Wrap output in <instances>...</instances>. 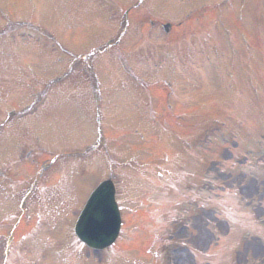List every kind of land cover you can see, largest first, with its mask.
I'll return each instance as SVG.
<instances>
[{
  "label": "rangeland",
  "instance_id": "374dc122",
  "mask_svg": "<svg viewBox=\"0 0 264 264\" xmlns=\"http://www.w3.org/2000/svg\"><path fill=\"white\" fill-rule=\"evenodd\" d=\"M121 1L130 2L131 0ZM135 2L136 1L132 3ZM220 2H222V0H156V3L151 12L163 20H172L174 22H177L181 18H184L187 12L190 10H198L206 4H218ZM254 2H258L259 7L262 4L261 1L253 0V3ZM57 3H61L57 5V10L60 12L61 16H58L59 20L56 19L55 23L52 22L53 20L48 23L47 17L49 16L48 14L51 13V7L52 5L55 6ZM233 3L235 8L234 13L238 14V12L240 11V6L242 8L244 2L242 0H233ZM251 7L252 4L250 2V12L248 11L249 14L247 15L248 23H246L245 26L252 34L257 33L259 35V37L256 39H258L260 45L264 47V30L259 31L258 28H256L257 20L262 19V22L264 24V15H253L255 13V9L258 8L253 7L251 9ZM91 8V10L89 9L85 13H83L84 10H82L83 14H81L80 16H76V23L84 26L88 25V31L90 33L88 34V41L91 40V37L96 38L102 33V30L99 28V26L109 28L107 17H110L111 14L114 13V10H112L111 6L101 4L100 7H98V10L103 11L102 14L104 15V17L96 18V12L92 15V10L94 8H97V6H91ZM231 9L227 11L226 7L223 8L222 12L225 15L221 16L219 14L217 16V21L211 22L213 30H215V26L217 27V25L219 26V28L223 29H225V25H230ZM73 10L74 7L71 0H44L40 5V8L37 7V9L33 6V2L31 0V4L28 6V8L26 5H22V7L18 8L16 12H20L19 14H21L23 18L30 19L29 17L36 16V19L38 18V20H43L39 21L41 22L39 25L45 30L43 31L49 34L51 37H56L57 39H59V32L61 31V28H65V26L67 25L71 27L70 25L72 24V21H74ZM140 14L141 12H138L135 15L139 16ZM223 23H225V25H223ZM119 27L120 32L122 33V25H119ZM96 31H99L101 33L98 35ZM181 34L182 31H180V36ZM84 35L80 34L79 39L82 40V36ZM118 35L119 34H114L113 36H111V33L108 32L103 39V45L98 47L93 46L90 48L74 47L72 46V44L67 43V41H64L63 39L61 41H63V44L67 48H69L67 50L73 52L74 54H78L82 57L87 54L93 53L91 57L95 58L97 55H99V52L101 53L102 47L106 44V42L108 40H110V42L117 40V38L119 37ZM232 36L235 41L231 45L232 50L233 48H240L241 50H243L245 42L242 43V41H244V39L238 34ZM63 37L64 34L62 35V38ZM112 38L115 39L111 40ZM223 39L228 40L226 34ZM20 40L25 43L24 39ZM46 40L47 42H52V38H47ZM137 40L138 43H135L137 42ZM82 41H85V39ZM134 44H136L137 46ZM31 45L32 44H29L28 46ZM166 45L167 37L161 31L156 30L148 34L144 33L143 35L142 31L139 28L137 29V31L133 32V35L129 39L126 40V43H124V41L122 42V45L118 47V50L124 53H129L130 57L137 55L140 51L146 54H153L156 51L157 53H163L164 55H171V66L168 67L166 64L162 65L159 70L155 71L154 76H160L161 74L169 76L173 75L172 79L169 77L168 80L172 83L173 81L178 82L180 86L177 87L175 84L173 85V93H175L174 97L181 96V94L187 96L188 92L190 91V97L187 98L189 102L192 103L196 100H199V98H195L200 95L199 92L204 90V84L203 80L197 78L198 73L196 70L205 72V77H207L209 71L205 68V63L197 61L198 56H202L203 54H190L188 56V64L190 62H192L193 65L196 63L199 64L196 69L193 68L195 70V78H190V76L192 75L190 74L191 72L188 65L184 62L185 58L180 50L181 48ZM47 47L48 44L45 45V48ZM95 47H97L96 50L94 49ZM212 49V51L215 52L217 48ZM48 50H50L49 55L59 56L57 49L51 48ZM61 53V55H63L61 57L65 58L62 66H66L64 70L65 72H67L70 68L71 59L69 55L64 54L63 52ZM114 53L117 55V51L115 50L109 52L107 54L109 55V57H104L105 59H103L101 66H97V64L95 65V69L99 74L107 70L106 68H104L105 66L111 65V63L113 62ZM106 57L108 58V60L106 59ZM52 58L56 60L58 57ZM28 62H30L29 54L19 53L17 54V59L15 60L14 65H10L6 71L11 72L10 76L12 77V81L14 83H19L24 88L28 83H26L25 79H21V75L17 76L18 74H16L15 76V74H12V72H18L21 74V71L26 70V68L28 67L26 66ZM223 68L228 75L232 72H238L235 75V79H231L229 77L227 80H222V84L220 83V85L225 86L229 93H238L236 89L237 81L239 82V86L242 90L248 89L249 83H247L245 80V71L240 68L237 56L232 55L229 58H225L221 54V50L219 49L217 53V71L222 72ZM145 75L146 77L144 78L150 82L149 72L146 71ZM217 80H219V77H217ZM77 84L81 85L83 89L85 88V90L82 91L83 94L88 93L87 88L84 87L80 82ZM65 86H69L71 88L73 87L71 85H68V83L65 84ZM182 88L187 91L183 92ZM251 93V91H247L248 96H251ZM109 97L111 96L105 95V98ZM82 98L83 95L81 98H76V100L78 102H81ZM174 100L175 98H173V101ZM143 102V99L132 98L130 101L125 102L123 105L121 104V108H119V111L117 113L116 111L111 112L107 110L106 108L109 107H105V105L107 104L103 103L101 105V107H103L101 109V115L103 119H105L110 129H121V131L124 132H131L135 129L138 130L139 135H132L133 132H131L132 136L126 137L129 138L128 140L121 139L119 141L114 140V142L110 140L113 139V137L109 136L110 139H107V142L103 143V141H105L103 140L101 143H98L93 128L91 127L95 123V113L92 108L93 106H95V104L89 97H85V99L82 101V104L86 106L87 123H83L85 127H83L81 131V136L84 137V141L82 140L83 145H78V151H83L85 148H91L92 150L88 152V155L86 157L76 159V162L67 161L64 164V166L67 167V171H65V173H63L61 177H59L58 174L55 179L54 176H52L53 173L50 172L45 177L47 185H51L54 183L56 184L59 181L56 184V187L51 186L45 191L44 198L45 209H47L50 213L46 215L47 226L52 227L57 223L56 230L54 232L50 231L48 234L49 237L51 236V243L56 244L58 242L57 232L66 231L68 222L70 219H72V216L70 214L71 210L69 208L70 201H68L65 197L66 192L62 195L58 193L59 189H67V191H69L68 188L70 187V185L73 184V182H76L75 178L77 176V173H92L90 177L88 175L85 176H88V179L90 180L94 178L93 181H95L96 179V182H99L103 178V176L108 173V169L111 168H114L113 172L115 171V173L119 175H121L122 173L125 174V178L121 177V179L126 191L123 193L121 198H124V205L128 206L129 208L125 213L127 224L124 229L123 239H126V236L127 238H133V235L138 233H135L137 227H141L144 230L148 231L150 227L155 223V219L151 215H148L146 211H143L146 213V215H139V218H137V216L131 215L130 210H134L135 208H137V206L141 204V199H145L146 201H148V203L164 205L167 202V199L175 196V194L169 193V190H171L169 188L170 186H175V184H177L178 189L184 190V188L181 187L178 182L180 176L177 175V172L186 173L187 177L183 173L181 174L182 176L184 175V178L187 181H189L186 184L185 190L188 192H194V196L202 198L201 202L205 201L203 196V194L205 195V193L209 197L213 196L211 198V202L215 203L218 198L215 196L217 190H221L222 188L237 190L241 196L239 200L242 206L246 210L253 212L256 220L261 224L262 227H264V137L262 138V141H249L246 143L245 135H242L241 137V133L237 131V129L234 128L235 130H229L227 128H223L224 125H221L218 122L219 117H217V110L210 109L206 113H200L199 118H196V114L192 113L187 117H184L182 121L189 124H195L196 126L199 125L198 123L204 121L206 124V128L201 133V136H203L204 138H199L194 144L193 142H186V147L188 149L187 152L193 153L192 156H189L187 152H185L182 157H178V159H174L172 161V167H168L163 163H158V165L161 167V170H165L168 173H166L162 178V187L158 188L154 183V181L156 180V175L149 176L143 172V168L141 167V163L139 162V157L141 158V154L139 152L132 151L131 149H133L134 147L130 146L131 143H137L139 141L141 133H148L151 135V130L153 129V127L150 124L146 123L147 117L145 115L142 117L144 125L146 123V128L144 129L147 130V133L143 130V128L136 127L137 123L134 122L133 119H126V117H124L128 115V113H130L132 109H134V112L131 114L135 115V111L137 109H140V106L141 108H146L148 106V101L146 100V104ZM80 107V105H77V108L79 110ZM41 111L43 110L41 109ZM244 111L245 109H239L237 113L240 114ZM116 119H123L122 121L124 122L121 123L120 121L116 124V126H113ZM31 127L32 126H29L28 129L23 130V136L25 138H30L33 135L34 132L31 131ZM72 131L73 128H71V132L67 137H70V134L73 133ZM235 132H237L241 138V140L239 138L237 139L239 140V145L237 147V142L234 141ZM102 133L105 134L104 131ZM78 142H81V140L79 139ZM177 145L178 141L172 138V142L170 144V146L172 147L170 148V151L171 153L174 152V155H176V153L180 154V150L178 149ZM18 155L19 152H17L15 156ZM132 156L137 157L135 162L132 163L133 166L129 165L133 160L131 159ZM10 160L11 157L8 154H5L3 156V159H0V167L9 164ZM74 163L77 164L75 165ZM123 165H125V167L122 173L115 169ZM70 167H74L76 169H70ZM167 168H169L170 170H168ZM17 170L18 167H15V171ZM75 170L76 172H74ZM85 170H88V172H85ZM169 172L171 174H169ZM59 178L61 179L59 180ZM82 180L83 179H78L74 186L78 187L77 183H80ZM85 183L86 180L84 181L83 185ZM178 189H176L177 192H179ZM211 192L214 193L211 194ZM177 198L178 200L180 199V197L178 196ZM212 203L209 205L207 210L203 211L200 210L196 204L191 205L189 202L182 208V210H178V216L174 219L180 221L179 224H185V231L183 233H179V239L173 238L174 242L169 246L182 251L183 255L180 256L182 261L181 264H264V231L259 233L247 234L245 236L240 235L234 242H232L231 250L226 257L216 255L215 252L213 253V256H210L209 258L203 256V253L212 250L210 248L215 246L220 236H224L229 232L227 230V224L226 222H224V219L215 220L214 217L218 214L217 212H215V207L213 206L217 205H214ZM57 211L61 213L60 216H56L55 212ZM165 213H170V209L168 211H165ZM167 217L168 214L164 215V221L162 223L163 226L159 229L162 231V234H160L162 240H167V242L165 243L166 245H168L169 242L168 236L166 234L169 233V229H171L174 225V220L168 224L166 223L165 219ZM61 242L62 246H64L66 243L65 240H61L58 245H60ZM138 246L139 245H137V247H133L131 245L129 249L131 251H136L138 250ZM129 257L130 259L128 260L132 259L133 264H142L138 260L140 259L138 258V255L131 254ZM127 261L125 262V264H131ZM143 261V264H149L148 261ZM118 262L119 264H124V262H122L121 260H119ZM87 263L89 264V262Z\"/></svg>",
  "mask_w": 264,
  "mask_h": 264
}]
</instances>
